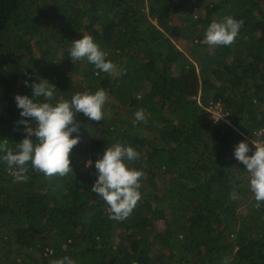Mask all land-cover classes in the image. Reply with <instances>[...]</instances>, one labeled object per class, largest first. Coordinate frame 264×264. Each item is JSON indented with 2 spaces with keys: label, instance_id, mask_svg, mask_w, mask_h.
<instances>
[{
  "label": "trees",
  "instance_id": "16d2710c",
  "mask_svg": "<svg viewBox=\"0 0 264 264\" xmlns=\"http://www.w3.org/2000/svg\"><path fill=\"white\" fill-rule=\"evenodd\" d=\"M228 16L244 20L236 42L209 48L207 27ZM83 35L118 77L72 62ZM40 79L56 87L52 103L106 89L105 118L77 114L74 174L46 179L29 165L13 183L0 158V264H264V205L254 207L233 155L264 140V0H0V143L10 149L25 135L15 96L31 98L24 81ZM218 103L230 124L212 118ZM139 109L148 122L133 126ZM115 143L135 148L128 166L145 173L123 221L91 191L95 161Z\"/></svg>",
  "mask_w": 264,
  "mask_h": 264
},
{
  "label": "clouds",
  "instance_id": "9594fccd",
  "mask_svg": "<svg viewBox=\"0 0 264 264\" xmlns=\"http://www.w3.org/2000/svg\"><path fill=\"white\" fill-rule=\"evenodd\" d=\"M243 25V19L231 16L225 17L221 22L213 20L207 27L202 42L209 48L232 46ZM69 55L72 62L87 61L100 72L113 78L118 77L123 71L113 61L106 59L107 53L100 49L91 35H83L80 39L74 40ZM24 85L32 89V97L15 96L16 106L21 110L22 118L17 124L24 126V138L16 143L15 150L8 147L7 141L0 143V153H4L0 158L6 163L8 175L13 178V183L26 182L29 165L34 171L42 173L46 179L74 174L71 155L74 147L80 143L78 135L80 125L76 116L82 113L90 121H103L104 106L108 100L107 90L100 88L94 94L87 91L76 93L70 101L59 100L52 103L56 87L47 80L40 79L39 82L31 84L25 80ZM219 106L221 112H225L222 111V106ZM225 113L226 120L222 119L224 115L216 120L230 124L227 112ZM134 116L133 126L139 122L145 124L148 122L143 109L137 110ZM73 133L77 135L73 136ZM251 143L255 147L252 155H248L251 149L244 141L235 146L233 155L238 162L246 166L250 176L249 188L256 201L254 207L259 210L264 205V140H252ZM140 155L130 145L115 143L107 146L95 161L97 179L91 191L106 203L105 212L111 220L123 221L130 217L142 198L139 189L145 173L128 166L130 162L139 160ZM92 163L91 160H87L85 167L90 168ZM229 198L231 200L240 198L235 188L229 194ZM48 252L51 253V249ZM50 264H75V261L64 256L50 261ZM222 264H228L227 257Z\"/></svg>",
  "mask_w": 264,
  "mask_h": 264
},
{
  "label": "built area",
  "instance_id": "2783aa9c",
  "mask_svg": "<svg viewBox=\"0 0 264 264\" xmlns=\"http://www.w3.org/2000/svg\"><path fill=\"white\" fill-rule=\"evenodd\" d=\"M212 111V117L214 120L220 118L221 116H223L222 119L226 120V113H221V108L219 105L214 106L213 108H209ZM260 141V140H259Z\"/></svg>",
  "mask_w": 264,
  "mask_h": 264
},
{
  "label": "rangeland",
  "instance_id": "374dc122",
  "mask_svg": "<svg viewBox=\"0 0 264 264\" xmlns=\"http://www.w3.org/2000/svg\"><path fill=\"white\" fill-rule=\"evenodd\" d=\"M178 46H180L179 44H177ZM218 105H221V104H218ZM209 108V107H208ZM210 111V113H211V116H212V111L211 110H209ZM221 113H225V112H221ZM257 133H259V131H257ZM254 140H256V141H259L260 139H254Z\"/></svg>",
  "mask_w": 264,
  "mask_h": 264
}]
</instances>
